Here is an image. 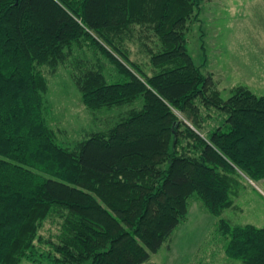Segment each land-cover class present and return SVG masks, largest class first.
I'll return each instance as SVG.
<instances>
[{
	"label": "trees",
	"instance_id": "16d2710c",
	"mask_svg": "<svg viewBox=\"0 0 264 264\" xmlns=\"http://www.w3.org/2000/svg\"><path fill=\"white\" fill-rule=\"evenodd\" d=\"M203 1L0 0V264H147L191 198L218 218L243 176L264 179V96L237 86L222 99L188 52ZM146 38L150 72L127 46ZM83 44L97 64L77 55ZM64 64L87 108L142 106L60 144L43 114L44 69ZM50 219L59 229L46 239ZM216 228L230 260L264 264V228Z\"/></svg>",
	"mask_w": 264,
	"mask_h": 264
},
{
	"label": "rangeland",
	"instance_id": "374dc122",
	"mask_svg": "<svg viewBox=\"0 0 264 264\" xmlns=\"http://www.w3.org/2000/svg\"><path fill=\"white\" fill-rule=\"evenodd\" d=\"M152 40L127 43L131 59L148 72L146 49L154 47L155 39ZM187 48L195 64L211 75L222 99L227 100L237 86H246L256 95L264 96V0H204L199 19L189 25ZM77 55L90 65L98 63L88 44H83ZM98 56L109 82H114L109 76L112 66L102 55ZM44 73L48 78V91L43 114L56 132L58 142L64 146H73L92 133L107 131L130 110L143 104L138 99L132 104L89 109L81 101L69 66L61 65L53 73L45 68ZM211 114L213 121L210 122L216 126L221 115L215 110ZM241 184L234 207L224 210L218 218L195 197L191 198L187 221L178 226L158 253L151 255L147 264H241L225 255L222 236L216 230L220 218L232 224L264 228V179L254 182L243 176ZM58 229L57 222L50 219L40 234L48 239Z\"/></svg>",
	"mask_w": 264,
	"mask_h": 264
}]
</instances>
